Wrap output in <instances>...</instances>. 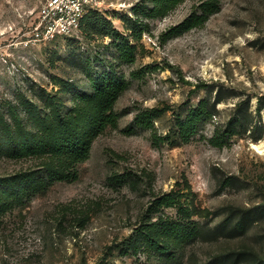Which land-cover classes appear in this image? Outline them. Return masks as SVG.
<instances>
[{"label": "rangeland", "instance_id": "rangeland-1", "mask_svg": "<svg viewBox=\"0 0 264 264\" xmlns=\"http://www.w3.org/2000/svg\"><path fill=\"white\" fill-rule=\"evenodd\" d=\"M45 2L0 0V112L7 118L15 105L27 118L32 100L48 113L46 98L54 97V112L84 131L99 76L126 88L114 107L118 126L98 129L89 158L68 165L75 177L49 176L65 163L58 157L0 158V176L36 171L38 190L0 211V264H190L232 249L264 258V133L256 142L249 131L238 133L219 148L210 141L212 124L188 139L177 127L207 95L201 84L237 94L220 104L223 121L240 98L251 96L253 109L264 101V0H97L91 10L111 20L114 35L90 24L88 33L54 40L36 36ZM126 42L134 61L120 55ZM151 108L153 128L129 129ZM254 113L264 125V108L261 117ZM224 175L235 184L221 186ZM165 193L174 202L161 206ZM232 206L260 214L245 235L176 239L192 220L212 227Z\"/></svg>", "mask_w": 264, "mask_h": 264}, {"label": "trees", "instance_id": "trees-1", "mask_svg": "<svg viewBox=\"0 0 264 264\" xmlns=\"http://www.w3.org/2000/svg\"><path fill=\"white\" fill-rule=\"evenodd\" d=\"M128 29H133V19L126 18ZM186 20L182 25L188 23ZM92 25L100 34L110 36L116 33L111 20L101 16L98 12L90 10L83 22V33H88V26ZM126 39V37H124ZM119 46L122 59L134 61L135 54L133 47ZM201 89H205L207 95L200 99L196 105L191 107L186 116L178 121V132L183 138H190L199 133L203 125L212 124L213 132L210 141L219 148L228 146L236 134L249 131V137L253 141H259L263 137L264 125L262 119L254 121L255 111L261 117L264 108L263 97L258 100L259 106L253 109L252 97L240 98L231 109L226 120H222L220 104L229 98L237 96L235 92L224 90L219 84H201ZM95 93L93 102L95 113L88 119L90 128L82 131L81 124L72 118H61L54 112L56 101L54 97L46 98L47 105L51 111L43 113L32 100L24 104L28 115L23 118L17 106H9L8 117L0 112V158L21 160L25 158H49L58 157L65 163L53 166L49 169V176L54 179H67L76 172H67L68 165L78 164L89 158L95 133L98 129L107 126H118L119 114L115 112V103L126 88V84L117 81L110 75H101L94 84ZM41 94V93H40ZM39 94V95H40ZM88 92L80 93L79 96H86ZM43 95V94H41ZM45 98V96H43ZM45 101V102H46ZM57 111V110H56ZM151 108L139 112L135 117V122L129 129L153 128L154 112ZM258 123L261 126H258ZM260 127L259 132L257 128ZM240 131V132H238ZM36 171L19 172L13 175L0 176V211H5L22 198L21 194H28L34 189L33 180ZM219 184L223 187L235 184V177L224 175L219 179ZM159 205H171L173 197L171 193H165L159 198ZM260 214L254 208H241L232 206L228 210L227 216L214 226L197 220H192L187 229L181 230L176 236L178 240L188 241H212L222 237L236 238L249 232L252 225L258 220ZM174 229V226L168 227ZM252 260L253 264H264V258L253 249H232L228 252H221L204 263L194 260L190 264H242L245 260ZM96 264H111L105 260H100Z\"/></svg>", "mask_w": 264, "mask_h": 264}, {"label": "built area", "instance_id": "built-area-1", "mask_svg": "<svg viewBox=\"0 0 264 264\" xmlns=\"http://www.w3.org/2000/svg\"><path fill=\"white\" fill-rule=\"evenodd\" d=\"M97 0H46L41 10V25L37 38L54 40L83 32V22Z\"/></svg>", "mask_w": 264, "mask_h": 264}, {"label": "bare ground", "instance_id": "bare-ground-1", "mask_svg": "<svg viewBox=\"0 0 264 264\" xmlns=\"http://www.w3.org/2000/svg\"><path fill=\"white\" fill-rule=\"evenodd\" d=\"M254 146H255V148H257V149H258V148H260L262 145H261V146H259V145H255V144H254Z\"/></svg>", "mask_w": 264, "mask_h": 264}]
</instances>
